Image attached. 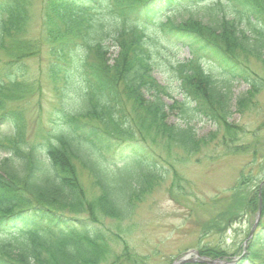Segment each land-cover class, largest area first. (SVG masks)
<instances>
[{
    "label": "trees",
    "instance_id": "obj_1",
    "mask_svg": "<svg viewBox=\"0 0 264 264\" xmlns=\"http://www.w3.org/2000/svg\"><path fill=\"white\" fill-rule=\"evenodd\" d=\"M43 1L42 33L52 58L48 77L62 80V86L48 126H40L32 141L24 113L7 106L28 92L20 81L24 67L16 62L37 49L20 36L31 3L0 0V51L9 44V60L0 69V264L138 263L140 257L125 242L119 251L112 248L102 220L129 218L165 175L152 145L168 156L173 150L187 155L198 151L202 139L190 125L196 114L224 128L225 147L234 141L237 125L227 121L230 88L239 80L252 87L236 101L241 112L260 85L243 61L259 58L264 49V0ZM179 4L183 9L196 6L207 14L206 21L190 12L174 20L171 14L178 6L166 14ZM230 6L235 18L227 17ZM161 10L164 16L156 17ZM135 14L194 56L173 68L187 101H163L165 88L152 71L159 53L167 50L158 36L125 24L126 16ZM108 42L117 49L113 59L107 56ZM202 60L212 62L221 78L207 74ZM168 108L178 110L183 124L166 120ZM113 152L116 160L108 158ZM77 166L91 177L95 196L88 197ZM259 203L262 213L263 188L248 200L255 212ZM257 243L264 250L261 217L246 253L234 264H264L262 251L253 248ZM198 252L211 258L227 255L209 248Z\"/></svg>",
    "mask_w": 264,
    "mask_h": 264
},
{
    "label": "rangeland",
    "instance_id": "obj_2",
    "mask_svg": "<svg viewBox=\"0 0 264 264\" xmlns=\"http://www.w3.org/2000/svg\"><path fill=\"white\" fill-rule=\"evenodd\" d=\"M43 2L30 0L29 20L20 35L37 46L35 52L16 62V66L24 67L20 71L23 75L20 81L28 86V92L10 105L7 104L24 113L28 139L32 141L37 140L35 134L40 126H48L59 99L58 89L62 86V80H50L48 77V65L52 58L42 33L45 18ZM215 2L226 4L225 0H209L205 3ZM183 6L173 5L171 9L165 10H168L166 14L176 10L171 17L178 20L189 16L187 13L190 12L206 21L207 14L196 6L185 9ZM227 11L228 18H235L232 6ZM135 15L126 16L125 24L140 25L146 33L155 38L158 36L167 50L166 54L162 51L159 53L160 62L152 71L155 81L165 88L163 101L167 105L187 101L173 68L178 62L190 61L194 56L187 47L174 45L173 36L162 33L155 23ZM157 16L163 17L164 12H157ZM244 21L241 26L247 28ZM108 44L107 56L113 59L117 49ZM8 49L9 44L0 51V69L9 60L6 53ZM243 64L260 85L250 98V103L240 112L236 109V101L252 87L241 80L232 81L231 114L227 121L237 126L230 146H224V128L221 125L201 113L196 114L190 125L196 137L202 139L198 151L187 155L180 150H173L166 157L165 150L155 149L152 145L157 166L164 167L165 175L154 182L143 201L135 205L129 218H103L106 232L112 239V248L119 251L125 242L127 248L140 257V261L135 264H173L188 253L198 254L201 248L225 252L227 255L223 256L224 259L232 254L231 258H234L245 247L244 242L257 216V212L248 205V200L255 196L256 189H264V49L259 58H246ZM201 66L207 74L221 78L212 62L202 60ZM166 120L171 124H183L176 108L167 109ZM3 155L0 151V158ZM108 158L116 160L117 155L113 152L108 154ZM77 169L88 197L95 196L97 191L92 187L91 177L80 166ZM239 180L242 184H239ZM260 217L264 218V210ZM113 235H118L122 241ZM253 248L262 249L258 243ZM261 251L264 254V250ZM205 257L211 260V257Z\"/></svg>",
    "mask_w": 264,
    "mask_h": 264
},
{
    "label": "water",
    "instance_id": "obj_3",
    "mask_svg": "<svg viewBox=\"0 0 264 264\" xmlns=\"http://www.w3.org/2000/svg\"><path fill=\"white\" fill-rule=\"evenodd\" d=\"M196 259L191 258L190 254H186L184 257L180 258L179 260L175 261L173 264H182L184 262H194ZM201 262H206L207 264H224L225 262L219 260H200Z\"/></svg>",
    "mask_w": 264,
    "mask_h": 264
}]
</instances>
